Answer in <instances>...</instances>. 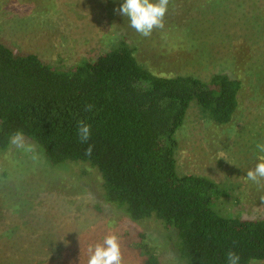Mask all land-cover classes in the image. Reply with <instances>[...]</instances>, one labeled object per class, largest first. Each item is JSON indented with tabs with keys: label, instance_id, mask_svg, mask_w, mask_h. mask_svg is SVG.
Instances as JSON below:
<instances>
[{
	"label": "trees",
	"instance_id": "16d2710c",
	"mask_svg": "<svg viewBox=\"0 0 264 264\" xmlns=\"http://www.w3.org/2000/svg\"><path fill=\"white\" fill-rule=\"evenodd\" d=\"M230 7L220 2L214 10L228 14ZM196 13L203 19L191 18L186 30L196 43L207 50L210 44L221 48L229 42L225 19ZM82 38L80 45L87 40ZM11 44L0 30L2 150L20 130L44 150L52 167L83 162L97 169L108 203L133 221L156 219L176 231L175 252L182 264H226L229 250L240 255L241 264L252 257L264 261V218L221 215L215 208L217 184L180 174L177 158V135L193 104L207 121L231 124L243 103L246 76L225 71L209 80L192 73L160 76L139 61L138 49L126 37L106 50L86 45L81 52L85 56L74 66L68 65L63 51L59 64ZM87 105L93 106L91 111H85ZM81 120L92 129L84 144L77 135ZM89 144L94 145L90 156ZM34 217L32 213L24 225L12 222L2 232L0 264H87L89 247L103 241L66 245L54 224L35 223ZM124 235L122 249L130 259L163 264V254L143 233L136 238Z\"/></svg>",
	"mask_w": 264,
	"mask_h": 264
},
{
	"label": "rangeland",
	"instance_id": "374dc122",
	"mask_svg": "<svg viewBox=\"0 0 264 264\" xmlns=\"http://www.w3.org/2000/svg\"><path fill=\"white\" fill-rule=\"evenodd\" d=\"M220 2L233 5L228 14L214 10ZM122 3L0 0V30L13 49L34 52L59 64L58 54L63 51L69 66L85 56L81 52L86 45L106 50L126 37L138 49L139 61L160 76L192 73L209 80L222 71L246 76L243 103L231 124L207 121L202 109L193 104L177 135L178 168L182 175L206 177L217 184L215 208L221 215L263 219L264 181L259 185L248 181L246 173L260 162L258 156L264 155L256 149L257 142H264V0H171L165 28L155 30L148 38L118 14ZM200 10L206 17L225 19L232 38L221 48L210 44L205 50L193 39V33H186L191 18L203 19L196 13ZM84 36L87 40L80 45ZM209 39L214 41L212 35ZM26 141L35 146L34 153L12 145L6 150L0 148V239L8 225L27 224L33 213L35 223L49 220L54 224L66 245H82L114 234L120 240L122 264H140L126 256L122 247L125 232L132 238L143 233L146 242L163 254V264H182L175 252V230L156 219L133 221L105 200L97 169L83 162H67L54 168L40 146L31 139Z\"/></svg>",
	"mask_w": 264,
	"mask_h": 264
},
{
	"label": "clouds",
	"instance_id": "9594fccd",
	"mask_svg": "<svg viewBox=\"0 0 264 264\" xmlns=\"http://www.w3.org/2000/svg\"><path fill=\"white\" fill-rule=\"evenodd\" d=\"M171 0H123L118 14L123 15L130 22V27L139 33L142 37L148 38L155 30L165 28V17L169 11ZM92 105H87L85 111H91ZM77 135L79 141L84 144L91 139V125L81 120L77 125ZM9 143L17 149L27 153H34L35 146L27 143L22 131L17 130L9 137ZM94 145L89 144L86 149V155H91ZM256 149L258 153L264 154V142H257ZM258 162L253 169L246 173V179L255 184L264 181V155L258 156ZM87 264H122V251L119 237L109 234L103 241L90 246L88 249ZM226 264H241L240 255L232 250L226 253ZM248 264H264L257 258L249 259Z\"/></svg>",
	"mask_w": 264,
	"mask_h": 264
}]
</instances>
